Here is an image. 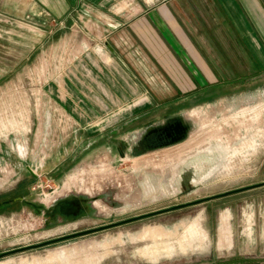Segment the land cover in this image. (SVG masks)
<instances>
[{
  "label": "rangeland",
  "instance_id": "obj_1",
  "mask_svg": "<svg viewBox=\"0 0 264 264\" xmlns=\"http://www.w3.org/2000/svg\"><path fill=\"white\" fill-rule=\"evenodd\" d=\"M19 4L0 0V200L16 195L22 178L23 194L39 207L64 193L92 197L104 189L107 199L92 197L87 214L53 226L22 202L0 208V252L264 180L258 56L238 47L181 46L184 38L193 44V30L171 33L176 47L157 33L162 46L153 55L133 33L104 29L99 16L41 20ZM120 36H128L125 46L137 42L121 46ZM130 50L144 65L133 63ZM116 70L124 71L121 81L111 77ZM253 106L262 111L249 124L243 115ZM140 107L149 114L144 124L181 116L190 128L154 161L118 159L116 137L137 126L120 128V121ZM147 163L154 171H141ZM137 176L147 195L139 206L122 204L119 196ZM0 264H264V186L9 254Z\"/></svg>",
  "mask_w": 264,
  "mask_h": 264
},
{
  "label": "crops",
  "instance_id": "obj_2",
  "mask_svg": "<svg viewBox=\"0 0 264 264\" xmlns=\"http://www.w3.org/2000/svg\"><path fill=\"white\" fill-rule=\"evenodd\" d=\"M11 3L10 1L9 7ZM19 3L24 14L36 16L41 20L44 16L62 21L68 20L73 14L85 17L99 16L104 29H110L117 34L133 33L145 47L152 49L150 52L153 55L157 54L156 49L162 46L157 42V33L167 41L168 46L176 47L171 33L193 30L198 32L193 38V44L185 42L187 39L184 38L179 40L181 46L245 48L248 57L258 56L260 62L264 63V0H19ZM206 31L215 35H207L208 39L203 34ZM221 31L231 34L226 38L219 34ZM127 37L125 36V39L120 36L119 40L123 42L120 43L121 46L127 44ZM131 41L130 46H123L131 49L135 46L132 43L137 42L135 39ZM115 46L120 45L115 43ZM131 51L133 50H130L133 63L137 66L144 65L143 57L140 54L135 57ZM193 54L195 62H203L198 59L199 55L195 52ZM123 74L124 71L116 70L111 72V77L121 81ZM136 109L138 112L147 110L143 107ZM261 111L260 106L249 107L243 117L250 121L249 124H254L259 121ZM262 186L264 180L250 184L246 190ZM224 212L228 215L227 210Z\"/></svg>",
  "mask_w": 264,
  "mask_h": 264
},
{
  "label": "flooded vegetation",
  "instance_id": "obj_3",
  "mask_svg": "<svg viewBox=\"0 0 264 264\" xmlns=\"http://www.w3.org/2000/svg\"><path fill=\"white\" fill-rule=\"evenodd\" d=\"M148 115L149 114L147 111H141L132 114L130 117L126 118L125 121L122 120L120 121L121 123L124 122L123 124H125V125L122 124L120 128H124V126L126 125H130V126L137 125V126L136 128L127 130L126 136L121 135L116 137L117 141L113 145L112 149L115 151V155L118 157V159H125V158L129 159L130 157L134 159L152 158V161H154L153 156L155 153H161L167 149L180 145L190 128L189 123L184 121L181 116H172V117L167 116L164 121L159 123L149 122L148 120H146L145 121L146 123L144 124L143 119L145 117H148ZM110 132L111 134L115 133L117 135L119 129L117 127H112ZM112 149L109 152H107L106 154V157H108L107 159L111 157ZM107 162L109 161L107 160ZM109 165L112 166V162H110ZM24 170L29 171L27 168H25ZM54 171H63V169L56 168ZM141 171H146V172L154 171L153 163L145 164ZM162 171H169V170L164 168L162 169ZM174 171H178V170H174ZM22 180L20 179L17 180L13 187V190L18 192L15 193L16 195L0 200V208H4L16 202H22L24 205L32 207V209H34L35 211H39L42 218L44 219V223L47 226H53L59 223H68L87 214V208L94 207L93 202L95 201V199L92 200V197L100 198L99 200L102 204L107 199L105 191H103L104 189L101 191V193H99L98 195L97 194L92 195V197L87 194L85 195V193L84 194L64 193L54 198L51 202H49L50 204L45 205L44 207L41 206L39 207V205H35V203H33L32 201L26 199V194H23L21 190L23 186ZM139 180H140L139 176L133 179V183H131V187L129 189L130 192L119 196L118 200L122 201L121 202L122 204L132 203L136 206L142 204L144 194L147 195V192H142V190L139 189L138 187ZM247 188H249V185L245 187L230 189L222 193L205 196L187 202L177 203L174 205L162 206L156 209L146 208V209L137 210L135 213L131 215H127L119 218L112 217L111 219L105 221L104 223L98 226H105L107 224L116 223V225H112L110 227L104 228L107 229L124 224H130L136 221L149 219L151 217L168 212L170 210L183 208L185 206L193 205L203 201H208L214 198H221L224 196H228L230 194L240 192L242 190L244 191ZM120 190L122 191V189ZM98 226H94V227H98ZM89 228H93V227H89ZM85 229L75 230L53 238L67 236L71 233L82 231ZM66 239H71V238H66ZM66 239H60L57 242Z\"/></svg>",
  "mask_w": 264,
  "mask_h": 264
},
{
  "label": "water",
  "instance_id": "obj_4",
  "mask_svg": "<svg viewBox=\"0 0 264 264\" xmlns=\"http://www.w3.org/2000/svg\"><path fill=\"white\" fill-rule=\"evenodd\" d=\"M27 169L30 172H32V170L28 166H27ZM112 225H116V223L107 224L105 226H98V227L88 228V229H85V230H82V231L71 233V234H69L67 236H62V237H59V238H52V239H48V240L37 242V243H32V244H27V245H24V246L15 247V248H12L10 250H6V251H3V252H0V258L5 257V256H7L9 254L23 252V251H26V250H29V249H32V248H37V247H40V246L51 244V243L57 242L60 239L73 238V237H76V236H81V235H85V234H88V233H92V232H95V231H98V230H102L105 227H110Z\"/></svg>",
  "mask_w": 264,
  "mask_h": 264
}]
</instances>
